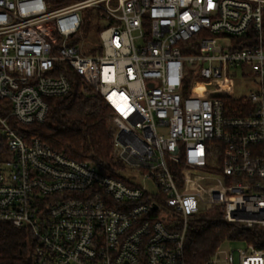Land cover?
Returning a JSON list of instances; mask_svg holds the SVG:
<instances>
[{
    "label": "built area",
    "instance_id": "2783aa9c",
    "mask_svg": "<svg viewBox=\"0 0 264 264\" xmlns=\"http://www.w3.org/2000/svg\"><path fill=\"white\" fill-rule=\"evenodd\" d=\"M69 69L115 113L123 179L25 137ZM0 137V221L30 232L33 264H187L212 211L257 239L202 264H264V0H0Z\"/></svg>",
    "mask_w": 264,
    "mask_h": 264
},
{
    "label": "trees",
    "instance_id": "16d2710c",
    "mask_svg": "<svg viewBox=\"0 0 264 264\" xmlns=\"http://www.w3.org/2000/svg\"><path fill=\"white\" fill-rule=\"evenodd\" d=\"M92 13L87 11L83 33L91 32ZM100 29L94 30L98 38ZM88 35V34H87ZM67 76L70 92L48 99L49 112L43 123L25 128L27 139L37 138L55 151L76 161L94 163L103 173L116 175L125 166L114 158V111L74 70ZM6 152L0 137V160ZM182 164L171 165L181 183ZM258 229H245L239 223L224 220L223 214L212 211L193 220L187 231L185 259L187 264H202L211 259L225 242H256ZM33 237L27 229H17L0 221V264H33Z\"/></svg>",
    "mask_w": 264,
    "mask_h": 264
},
{
    "label": "rangeland",
    "instance_id": "374dc122",
    "mask_svg": "<svg viewBox=\"0 0 264 264\" xmlns=\"http://www.w3.org/2000/svg\"><path fill=\"white\" fill-rule=\"evenodd\" d=\"M96 15L93 14L92 16V22H91V27L92 30L91 32L87 33L89 38L86 39V41L83 44V48L85 50V52L89 53L91 50L93 51V47H94V42L92 40H90V36L94 35V30L97 29V25L98 22L96 20ZM86 34V35H87ZM236 85L239 84V86L235 89V93L236 94H248L251 87L249 86V84H247V82H242V81H237V83H235ZM10 158V154L8 153H4L3 158ZM141 184H145V187L147 189V191L151 194L157 193L158 189L156 188L155 184L153 181H148L147 183L142 182L141 180H139ZM226 249H240L245 247L243 243H238V242H228L225 244Z\"/></svg>",
    "mask_w": 264,
    "mask_h": 264
},
{
    "label": "water",
    "instance_id": "95a60500",
    "mask_svg": "<svg viewBox=\"0 0 264 264\" xmlns=\"http://www.w3.org/2000/svg\"><path fill=\"white\" fill-rule=\"evenodd\" d=\"M157 208V206H155V209Z\"/></svg>",
    "mask_w": 264,
    "mask_h": 264
}]
</instances>
